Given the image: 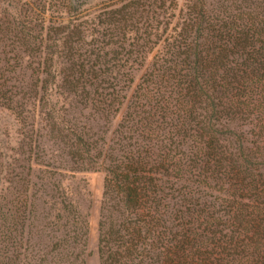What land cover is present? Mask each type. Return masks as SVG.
I'll return each instance as SVG.
<instances>
[{
  "label": "trees",
  "instance_id": "trees-1",
  "mask_svg": "<svg viewBox=\"0 0 264 264\" xmlns=\"http://www.w3.org/2000/svg\"><path fill=\"white\" fill-rule=\"evenodd\" d=\"M172 3H162V23L144 22L142 27L132 21L129 6L111 11L103 33L113 47L99 56L104 61L71 60L62 75L68 91L107 120L120 112L127 99L121 92L134 79H115L110 86L103 76L112 69L132 71L152 55L150 68L128 99L109 154L101 153L103 143L84 142L71 126L64 127L68 135L62 134L70 135L71 156L80 170L100 165L98 157L106 164L105 193L113 203L100 223V264H264V0H223L218 9L209 8L206 0H187L180 25L169 34L167 9ZM12 20L5 25L0 21L2 41L28 46L38 39L25 29L26 22ZM6 29L12 35H3ZM159 41L161 50L151 54ZM58 42L56 58L70 50H59ZM5 66L3 72H13L7 60ZM27 87L0 79V107L11 109L21 121L27 101L41 103L44 96L43 82ZM233 119L253 124L260 144L246 147L240 132L224 126ZM3 162L0 179L7 173ZM18 174L17 180L25 181ZM170 178L188 184L177 188ZM203 188H217L223 196ZM52 190L49 197L59 200L66 214L62 226L69 231L60 239L55 236L50 252L65 264H81L76 249L84 221L59 184L53 182ZM22 196L0 206V264L3 259L12 264L21 255L35 264L44 262L33 254L30 242L38 198L35 193Z\"/></svg>",
  "mask_w": 264,
  "mask_h": 264
},
{
  "label": "rangeland",
  "instance_id": "rangeland-1",
  "mask_svg": "<svg viewBox=\"0 0 264 264\" xmlns=\"http://www.w3.org/2000/svg\"><path fill=\"white\" fill-rule=\"evenodd\" d=\"M169 1L0 0V21L4 25L6 21L13 24V17L16 18L15 22L18 20L26 22L25 29L39 39L32 40L30 45L24 46L20 41L12 43L10 39H6L7 42H5L0 38V79H7L14 87L22 88V90L29 89L27 86L32 82L44 83L42 91L44 96L41 103L38 99L27 101L28 112L22 121L11 109L0 107V161H5L3 163L7 165V173L4 171L0 179V197L4 198V201H0V206L4 207L5 202L15 198L17 203L18 198H23L22 195L26 193L28 197L32 193L37 195L38 200L35 202L37 213L31 225L32 240L30 242L33 245V254L44 259L41 264H65L58 260L57 252H50L55 236H59L60 239L63 237L62 233L69 231L66 230L67 227L65 229L62 226L64 219L66 220V214L60 209L59 200L49 197L54 193L53 182L59 184L77 205L79 215L84 221L81 229L83 235L76 249L82 261L81 264H100L98 254L100 223L104 220V216L107 220L110 213L108 206L113 203L105 193L106 172L103 166L106 164L102 162L103 157H98L95 160L100 165L80 170V165L74 163L71 156L73 152V148L69 145L72 142L71 137L70 135L62 137V134L68 135L64 127L71 126L78 131L84 142L97 141L99 145L103 143L99 148L102 150L101 153L109 154V147H114L117 139L118 124L127 110L128 99L140 84L142 75L147 68H150L152 55L148 56L143 66L134 65L132 71L125 70L117 73L112 69L103 76L108 82H115L117 79L123 81L131 76L134 79L130 88L127 90L123 88L125 91L121 92L127 96V99L120 112L116 116L108 117L107 120L81 104L79 97L68 91L69 88L63 83V72L66 71L71 60L76 63L93 62L94 65L104 61V58L99 56L109 52L113 47L108 44L110 38L103 33L108 28L106 18L111 11L129 6V10L133 13L132 21H135L138 27H142L144 22L156 25L158 21L162 23L164 20L162 3L168 5ZM206 1L210 3L209 8L218 9L223 0ZM227 2L229 3V1L225 3ZM186 4L187 0H173L172 6L167 9L169 34L180 25L181 17L186 11ZM10 31L12 30L6 29L2 31V34L12 35ZM129 34L134 36L132 33ZM54 42H58L56 44L60 46L59 50L70 49L67 55L54 57L53 51L56 49ZM161 46L163 42L159 41L151 54H154L157 49L161 50ZM30 48H33L35 52L29 53ZM70 52L74 53V56H70ZM78 55L82 56L77 58ZM9 56L10 60L7 59ZM68 56H70L69 61H67ZM109 58L110 55L105 59L109 60ZM5 60L11 64L13 72L2 71L6 67ZM111 62L112 60L109 61V66ZM50 81H54V86L50 84ZM110 82L109 85L112 86ZM119 84L123 85V83ZM37 90L39 97L41 92L40 89ZM108 90L110 91L111 88ZM153 97L160 99L161 95L155 94ZM164 104H159L157 110H160ZM244 123L239 119H233L225 122L224 126L234 132H240L247 142L246 147L260 144L255 136L257 132L255 126L244 125ZM93 154L95 155L96 152L94 151ZM19 172L18 175H22L25 181H18L14 176ZM169 181L177 188L188 184L184 179L170 178ZM42 190H44L43 193ZM204 191L213 196H223L217 188L216 190L204 189ZM43 200L46 202L43 203ZM8 206L9 204L6 207ZM19 242L23 245L24 238L19 237ZM19 259L22 261L20 262ZM55 261L58 262L55 263ZM5 262L7 260L3 259L2 264ZM11 263L35 264L32 258L24 259L23 255Z\"/></svg>",
  "mask_w": 264,
  "mask_h": 264
}]
</instances>
